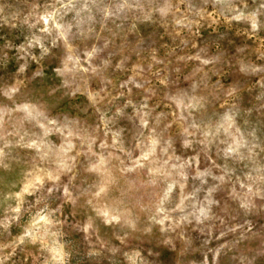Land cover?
I'll return each mask as SVG.
<instances>
[{
    "label": "rangeland",
    "instance_id": "rangeland-1",
    "mask_svg": "<svg viewBox=\"0 0 264 264\" xmlns=\"http://www.w3.org/2000/svg\"><path fill=\"white\" fill-rule=\"evenodd\" d=\"M0 264H264V0H0Z\"/></svg>",
    "mask_w": 264,
    "mask_h": 264
}]
</instances>
